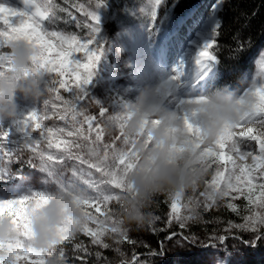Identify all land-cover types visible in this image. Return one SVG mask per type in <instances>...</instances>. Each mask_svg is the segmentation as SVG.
<instances>
[{
  "label": "snow or ice",
  "instance_id": "snow-or-ice-1",
  "mask_svg": "<svg viewBox=\"0 0 264 264\" xmlns=\"http://www.w3.org/2000/svg\"><path fill=\"white\" fill-rule=\"evenodd\" d=\"M21 2L20 9L0 4V79L12 71V50L20 42L36 50L24 78L47 73L50 79L45 81L47 98L42 108L20 113L7 125L0 122V183L28 180L23 172L27 166L41 174L43 184L54 185L55 191L29 189L27 195L0 196V221L6 219L16 233L14 240L0 243V249H7V257L0 258V264H50L52 260L57 264L71 261L90 264L93 255L95 264H111L103 253L108 249L121 257L118 264H158L169 250L197 246L224 253L223 261L215 257L210 264H235V255L244 249L255 250L264 243V49L258 53L259 78L249 83L240 62L252 47L250 37L245 38L238 30L231 37L232 43L221 45L223 23L217 20L212 25L211 39L199 47L188 43L213 13L218 16L225 10L227 0H214L209 17L185 10L182 0H147L146 3L149 31L163 37L165 42L172 38L184 40L182 50L188 52L194 68L186 84L182 81L186 65L181 63L172 69L169 84L179 85L183 98L171 110L162 108L156 101V97L170 94L168 85L157 88L149 102L150 107L158 106L160 111L171 113L172 119L179 123V127L169 129L171 136L188 137L186 144L168 146L167 163L174 164L178 156L191 150L211 171V179H206L203 189L193 195H164L169 209L166 217L151 212V220L144 229L156 236L167 233L155 248L147 241L130 237V229L122 224L119 209L123 198L135 195L127 178L142 159L137 143H142L144 151L163 149L147 131L162 121L159 118L144 121L137 136H126L127 123L134 114L132 106L125 103L120 111L109 112L107 106L87 93L98 65L105 59V43L97 40L100 18L96 14L103 0L86 3L66 0L67 7H61L55 0ZM57 13H65L67 18ZM58 20L73 22L79 32L50 30L49 25ZM225 48L228 54L222 60L219 53ZM75 52L83 53V58L73 56ZM166 52L164 48L163 53ZM225 60L231 66L222 74ZM231 77L235 78V84L244 87H234ZM108 86L117 85L113 80ZM61 89L69 96H64ZM224 94L234 100L237 108L243 109L242 115L237 122L226 124L212 145L204 146L198 116L213 97L222 98ZM91 106L96 107V114L89 111ZM57 120L62 124H57ZM109 121L113 128L111 135L106 132ZM13 165L18 166L15 173ZM55 192L68 196L79 208L81 218L69 220L58 229L54 246L37 250L30 243L32 216L55 198ZM240 198L246 201L242 206L235 203ZM113 202L118 207H112ZM221 206L236 214L240 222L227 221L220 232L208 233L203 241L191 233L190 225L202 221V212ZM157 222H161L159 228ZM173 225L179 231H172ZM81 235L87 238V243L79 239ZM109 240L113 243L109 244ZM229 240L233 244L229 245ZM125 243L134 247L142 245L146 252H133L129 260L120 247Z\"/></svg>",
  "mask_w": 264,
  "mask_h": 264
},
{
  "label": "clouds",
  "instance_id": "clouds-1",
  "mask_svg": "<svg viewBox=\"0 0 264 264\" xmlns=\"http://www.w3.org/2000/svg\"><path fill=\"white\" fill-rule=\"evenodd\" d=\"M35 51L24 42L13 48L12 71L0 79V121L14 117V112L8 107L13 102L14 93L20 92L34 101L45 96V81L50 79L47 73L30 75L27 79L23 76L25 69L31 66V57ZM148 101L149 97H141L140 103L133 109L132 119L127 123L125 135L137 136L144 121L159 118L162 123L147 131L154 143L163 145V149L144 151L142 143L136 145L142 159L136 170L127 178L135 195L125 197L121 201V209H127L124 219L128 222H140L141 218L147 220L156 198L161 195L174 196L177 193L193 194L199 191L210 174L206 162L191 150L178 156L174 164L167 163L168 146L171 143L186 144L188 137L183 134L171 136L169 129L179 127V123L172 119L171 113L160 111L158 106L150 107ZM242 112L243 109L237 108L233 99L213 97L198 116L204 146L212 145L223 127L237 122ZM112 131L109 121L106 132L111 135ZM151 160H155L156 163H150ZM54 196V199L32 216L30 243L37 250H47L54 246L58 238V229L69 220L81 218L79 208L68 196L60 192H55ZM15 238L16 233L9 222L6 219L0 221V243H7ZM6 257L7 249H0V258ZM50 264L57 262L52 260Z\"/></svg>",
  "mask_w": 264,
  "mask_h": 264
},
{
  "label": "rangeland",
  "instance_id": "rangeland-1",
  "mask_svg": "<svg viewBox=\"0 0 264 264\" xmlns=\"http://www.w3.org/2000/svg\"><path fill=\"white\" fill-rule=\"evenodd\" d=\"M211 1L212 3L214 2V0ZM146 3L147 0H138L132 8H126V11H122V13L116 10L108 11L102 6L96 13L100 18V32L98 33L97 40L105 43L106 53L105 59L97 67L95 78L87 86V93L102 106H107L109 112L120 111L122 105L125 103L131 105L133 111L140 103L142 96L149 97L148 102H150L156 95V89L162 88L164 85H168L167 91L170 94L163 98L156 97V101L162 108H169L171 110L183 98L180 86L169 84V77L173 75L172 69L178 67L181 63L186 65L183 69L182 77L184 84L187 83L189 76L194 72V68L188 58V52L183 51V48L178 50L175 55L169 54L165 58H162L163 56L158 54L157 37L149 31V18L147 15L149 9ZM0 4L15 9L21 8L13 0H0ZM72 12L79 17V13L75 9ZM206 17H209V14ZM213 22H215V13L212 14L209 22L205 24L202 30L194 32V38L188 43L199 47L200 44L211 39ZM109 23H113L115 26L113 33H109L108 29H106ZM193 27H195V24H193ZM49 28L50 30L63 31L57 29L54 24H50ZM262 49H264V46L260 50ZM73 56L83 58V53L75 52ZM257 60L258 56L255 60L251 80L259 78ZM66 79L70 78L66 77ZM113 80L117 86L106 87ZM61 93L66 97L69 96V93L64 92L63 89H61ZM45 98H47L46 93L44 97L35 101L20 92L14 93L13 102L8 106L14 112V117L0 122H4L7 125L8 122L16 119L20 113H27L33 108L37 110L40 107L42 108ZM89 111L92 114L97 113L95 106H91ZM55 122L62 124L58 120ZM46 123L52 124L53 121H47ZM26 156L27 153L25 154V158ZM17 167V165L12 166L14 173ZM23 172L29 179L25 181L13 179L8 183H0V196L11 193L27 195L29 189L55 191L54 185L42 183L39 172L31 170L27 166L23 168ZM207 179H211V171ZM202 189L203 187L200 190ZM185 195L190 196L193 194L187 193ZM241 202L246 203L243 198L235 201L237 205ZM112 207L118 206L113 202ZM123 211L122 216H125L127 209H123ZM121 217V222L127 221L124 217ZM124 227L126 228V225ZM80 237L83 236L81 235ZM202 251L203 253L199 254V257H195L196 262L194 264H210V261L215 257H219L222 261L224 260L223 252L213 249H202ZM234 260L235 264H264V243L255 250H242L240 254L234 256ZM176 264L185 263L179 259Z\"/></svg>",
  "mask_w": 264,
  "mask_h": 264
},
{
  "label": "trees",
  "instance_id": "trees-1",
  "mask_svg": "<svg viewBox=\"0 0 264 264\" xmlns=\"http://www.w3.org/2000/svg\"><path fill=\"white\" fill-rule=\"evenodd\" d=\"M138 0H103V6L108 10H116L120 13L126 11V8H132L134 3ZM78 2L85 3L86 0H78ZM184 9L194 12L197 16L206 17L209 14V10L212 6L211 0H182ZM55 3L61 7H67L66 0H55ZM74 10V9H72ZM255 12L253 16L252 13ZM57 15L66 17L65 13H57ZM219 20L223 23L222 35L220 37L221 45H227L232 43L231 37L238 30L242 35L247 38L250 37L252 41V47L244 53L243 58L240 62V67L244 70L250 83L255 60L258 56L260 49L264 46V0H227L225 10L217 16L215 13V22ZM195 24V22H193ZM57 29H61L66 33H78L79 29L75 27L73 22L65 23L63 20H58L54 23ZM246 25V26H245ZM109 33H113L115 26L113 23H109L106 26ZM157 52L162 58H165L169 54L175 55L178 50L183 48L184 40L179 38H172L165 42L163 37H157ZM167 48V52L163 53V49ZM227 49L220 51L219 55L222 60L227 55ZM231 65L227 60L224 61V65L221 67L222 74L225 73ZM233 81L234 87H244L243 85L235 84V78H229ZM215 91V90H214ZM223 97H228V94H224ZM165 196L161 195L156 198L151 212L154 215L162 218L166 217L169 209L167 204L164 202ZM244 203H239L238 206H242ZM123 209H119V217L123 214ZM151 212L149 218L144 220L141 218L140 222H128L122 221L123 225H126V229H130L129 235L134 240H143L150 243L153 248L156 247L158 240L164 239L167 235L166 232H160L158 236L150 234L144 227L149 224L151 220ZM203 219L200 223L190 225L191 233L198 236L203 241L208 233H212L214 230L220 232L227 221L232 220L239 223V217L232 213L231 210L225 206H221L219 209H213L208 212L201 213ZM124 217V216H122ZM121 217V218H122ZM161 222H157V227H160ZM172 231H179L178 226L173 225ZM247 238V237H246ZM87 243L86 237H79ZM109 244L113 241L109 240ZM229 245L233 244L232 240L228 241ZM262 246V244L260 245ZM121 250L125 254V258L131 259L133 252L145 253L146 249L142 245H129L127 243L120 245ZM203 248L197 247H178L169 250L167 254L162 257L158 264H176L181 259L185 264H194L195 257H199L203 251ZM95 251V249H93ZM202 251V252H201ZM231 251V249H230ZM104 255L108 258L111 264H118L121 257L113 249L103 250ZM200 254V255H199ZM71 257V252H69ZM194 257V258H193ZM147 259L148 257H144ZM90 264H95V256L89 258ZM180 262V261H179ZM70 264H79V261H71Z\"/></svg>",
  "mask_w": 264,
  "mask_h": 264
},
{
  "label": "water",
  "instance_id": "water-1",
  "mask_svg": "<svg viewBox=\"0 0 264 264\" xmlns=\"http://www.w3.org/2000/svg\"><path fill=\"white\" fill-rule=\"evenodd\" d=\"M18 5H20L22 7V2L21 0H14Z\"/></svg>",
  "mask_w": 264,
  "mask_h": 264
}]
</instances>
